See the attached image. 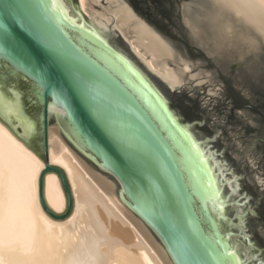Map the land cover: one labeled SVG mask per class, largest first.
Here are the masks:
<instances>
[{"label":"water","instance_id":"water-1","mask_svg":"<svg viewBox=\"0 0 264 264\" xmlns=\"http://www.w3.org/2000/svg\"><path fill=\"white\" fill-rule=\"evenodd\" d=\"M0 123L52 221L49 128L162 264H264L262 0H0Z\"/></svg>","mask_w":264,"mask_h":264},{"label":"bare ground","instance_id":"bare-ground-1","mask_svg":"<svg viewBox=\"0 0 264 264\" xmlns=\"http://www.w3.org/2000/svg\"><path fill=\"white\" fill-rule=\"evenodd\" d=\"M49 154L66 172L74 198L62 222L41 209L44 162L0 123V264H162L115 194L96 185L50 128ZM45 199L56 213L65 211L55 174L46 176Z\"/></svg>","mask_w":264,"mask_h":264}]
</instances>
